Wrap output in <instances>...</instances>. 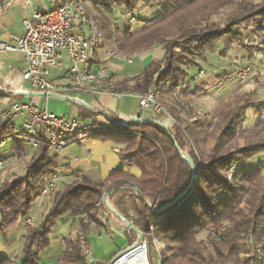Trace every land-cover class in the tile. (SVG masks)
<instances>
[{
  "label": "trees",
  "instance_id": "obj_1",
  "mask_svg": "<svg viewBox=\"0 0 264 264\" xmlns=\"http://www.w3.org/2000/svg\"><path fill=\"white\" fill-rule=\"evenodd\" d=\"M8 1L0 0V10ZM89 2L108 14L122 8L133 15L139 6L138 0ZM142 22L134 32L132 26L114 28L104 16L100 18L107 40L123 55L151 46L165 50L162 59L152 61L140 74L120 80L115 91H160L170 101L168 108L174 120L166 124L167 129L158 122L123 123L111 117L113 125L109 128L93 120L99 131L91 138L124 146L121 161L139 168L140 176L125 170L123 164L104 181L73 172L77 180L56 193L39 228L27 232L20 264H41L40 254L51 244V231L65 216L77 222L78 237L89 239L93 226L97 230L104 226L96 216L104 204L108 213L105 219L115 218L120 226L125 225L127 247L119 254L141 236L140 242L147 240L155 249L154 239L164 243L165 248L158 249L162 264H264V159L249 166L264 152V107L229 100L218 104L211 120H201L188 119L173 106L179 95L190 99L202 89L190 91L184 66L199 68L207 54L218 52L225 57L235 45L246 50L249 59L260 52L264 58V44L255 42L264 43V0H165L156 16ZM219 77L227 78L225 74ZM10 94L0 90V100ZM246 94L250 93L242 92L233 99ZM248 110L257 119L253 129L245 133L242 129ZM93 116V110L85 109L78 117ZM19 133L23 130H18L12 120L0 126V140ZM42 138L20 178L12 184L0 183V238L5 244L12 243L6 230L30 214L47 179L61 167L59 154L53 153ZM236 139L243 144L234 146ZM20 143L17 151L22 155L25 146ZM232 166L235 170L228 180L225 173ZM127 196L128 206L123 201ZM108 198L116 200L123 216L106 205ZM84 215L90 222H85ZM203 230L208 236L198 241L196 234ZM78 237L65 238L61 256L50 264H102L89 259ZM12 263L10 257H0V264Z\"/></svg>",
  "mask_w": 264,
  "mask_h": 264
},
{
  "label": "crops",
  "instance_id": "obj_2",
  "mask_svg": "<svg viewBox=\"0 0 264 264\" xmlns=\"http://www.w3.org/2000/svg\"><path fill=\"white\" fill-rule=\"evenodd\" d=\"M61 1L62 0H9L6 6L0 10V40H6L13 35L22 34L25 30L23 21L26 19H30L32 21V15L35 10H45L50 4L60 3ZM138 2L139 6L136 12L133 15H130L126 14L125 10L122 8H117L114 14H108L99 7H93L89 0H86L89 11H91L98 20L104 16L111 22L114 28L120 29H124L136 23L138 24V27L132 29L134 32H137L143 26L142 20L151 19L161 11L165 0H138ZM261 43L264 44L263 42ZM111 53H118V57L111 55ZM164 55L165 50L161 46H151L142 49L133 55L126 56L116 51L113 44L107 40L105 45L95 53L92 69L95 72L104 70L105 73L112 77V80H102L108 90L95 93L71 88L75 84L74 80L63 77L62 75L64 69L69 66V58L67 55H64L63 63L60 66L50 67L49 78L54 80L57 86L61 85L64 88V99L68 101V103L56 104V107L54 108L55 111L53 112L66 117H78L85 109H96L99 110V112H94L93 118L85 119L91 123L95 120L97 124L101 126H109L111 123L109 119L110 117L115 121L118 120L123 123L133 120V118L139 116L138 98L134 95H124L119 98L113 96L110 92L115 91V87L117 86L116 84L120 80L140 74L152 61L160 60ZM229 55L235 56L236 59H238V57H242L241 59L245 58L249 61L253 60L260 63L264 68L263 56L257 54L254 59H249L246 50L239 45H235L232 49H230L224 58H227ZM206 58V61L201 62L202 66L199 68L192 67L188 70V79L192 85H195V87L191 88L190 91L195 89L196 86L203 81L209 80L212 75H217L218 78L220 75H224L222 72L224 71L225 63L228 60H224L223 62L221 59L223 57H221L218 52L211 55L207 54ZM209 60L217 62V64L212 65ZM135 61L138 66L136 67V73L129 74L125 72L126 70L130 71L131 68L127 69L124 62L133 63ZM205 64L210 65L209 67L212 68L211 72L208 71V73L204 69L203 65ZM24 66L25 60L21 53L0 51V81L4 85L5 89L11 92L10 96L7 97L9 99L8 104L11 102H24V97L22 95L27 94L31 98V102L36 103L40 107L43 103H45L43 96L46 95L41 94L28 82L22 80L21 72ZM193 69H202L205 73L204 77L195 79L191 76ZM26 85H29L28 91L30 89L31 90L30 92L24 93V86ZM90 97L92 101H89L88 98ZM46 102H51V100H46ZM1 103L2 102L0 101V106ZM133 103H135V111L132 112L130 110V105ZM152 113V115L151 113H148L145 117H159L163 123L170 124L171 119L164 117L163 115L158 116L154 112ZM140 115L143 117V114ZM21 118V125L19 127L15 122V119L12 120L18 130H23V116H21ZM14 137H17L15 138V145H17V142H21L28 150L35 151V149L24 139L23 133L16 134L10 139L5 140L4 144L0 145V147L4 148V146H7L8 141L12 140ZM9 144H11V142ZM69 146L70 145L63 148L61 152ZM13 147L14 146L11 144V146L7 148L10 150L11 148L13 149ZM122 148L123 146L119 143L111 140H103L101 138H88L77 142V146L75 148L69 149L68 155L61 156V152L59 153V162L61 167L57 173L50 178H55L56 181L59 179L65 181L73 176V172L79 171L93 180L104 181L109 177L111 171L120 164H123L125 170L131 172L137 177L140 176L141 171L139 168L135 165H130L121 161L120 153ZM71 154L73 157L69 156ZM40 201L36 206V209L40 208L43 203V200L41 202ZM104 215L108 216L107 212ZM104 223L106 225L109 224L105 220ZM18 225L19 224L14 225L8 231H12L15 228L18 229ZM106 225H104L103 228H111L112 231L113 227ZM121 231L120 233H122V237L125 238V231Z\"/></svg>",
  "mask_w": 264,
  "mask_h": 264
},
{
  "label": "built area",
  "instance_id": "obj_3",
  "mask_svg": "<svg viewBox=\"0 0 264 264\" xmlns=\"http://www.w3.org/2000/svg\"><path fill=\"white\" fill-rule=\"evenodd\" d=\"M86 0H62L60 3H52L45 10H35L32 21H23L25 30L20 35H13L9 39L0 40V51L21 53L25 60V66L21 72L22 80L28 82L39 92H57V85L49 78L50 67L60 66L64 55L69 58V66L64 69L63 77L74 80L71 87L75 90L88 92L107 91L102 80H112V77L104 70L95 72L92 65L95 53L105 45V37L99 25L93 21L86 8ZM118 57V53H111ZM251 71V66L243 64L238 69V75L242 78ZM202 69L198 70L194 78L204 77ZM5 87L0 82V90ZM65 91V90H63ZM115 97L134 95L138 98L139 114L154 112L164 114L174 120L173 115L159 99V92L151 90L145 94H133L129 91L110 92ZM186 107L187 104L181 101ZM99 112V110H93ZM17 116H23L24 139L36 150L45 137L51 151L59 154L66 146L93 137L99 127L80 117H66L41 109L36 103L11 102L0 111V126ZM101 126V125H100ZM0 140L3 145L5 140ZM8 164V159H0V169ZM234 167L228 171L231 179ZM57 188L55 178L46 182L41 190L42 196H46ZM26 223L33 226L34 216H28ZM144 243V242H142ZM81 248L90 256L87 240L82 238ZM133 249V247L131 248ZM147 264L148 260L146 258Z\"/></svg>",
  "mask_w": 264,
  "mask_h": 264
},
{
  "label": "rangeland",
  "instance_id": "obj_4",
  "mask_svg": "<svg viewBox=\"0 0 264 264\" xmlns=\"http://www.w3.org/2000/svg\"><path fill=\"white\" fill-rule=\"evenodd\" d=\"M260 0H255L256 3H258ZM51 5V4H50ZM49 5V6H50ZM86 8L88 11V14L90 15L91 19L93 21H95L101 31L102 34L105 37V43L107 42V38L106 35L104 33V31L102 30L100 23L97 19V17L94 16V14L89 11L87 4ZM47 6V7H49ZM228 10V9H227ZM223 11L220 14V19H223L225 13L227 12ZM136 27H138V24H133L132 25V29H135ZM255 41V40H254ZM257 45H262L261 42H257L255 41ZM117 51V50H116ZM178 52V51H177ZM120 53V52H119ZM122 54V53H120ZM211 55V54H210ZM257 55V54H256ZM260 56H262V53L260 52L259 54ZM242 58V57H241ZM240 57H238V59H236L235 56H231L229 55L227 58H221L222 61L224 62V60H228L225 63L224 66V71L222 72V74H225L227 76L226 79H220V77L218 78L217 75L216 76H211V78L207 81H203L202 83L198 84L196 86L197 87H202L201 90L198 91V93L191 97L190 99H186L184 98L182 95L177 97V102L174 103V108L182 111L181 115L184 117H187L188 119H194V118H200L202 119H207V120H211V118H213L214 115V110L215 108L218 106V104H220L221 102H227V101H231L233 100V102H237V100H239L238 102L240 104H242L243 102H249L251 104H259L257 107L258 108H262L264 107V68L261 66L260 63H257L253 60H246L245 58L241 59ZM209 62L212 65H216L217 62H213L210 61ZM125 66L127 67V69H130V71H125L129 74H134L136 73V67L137 63L136 61L133 63H126L124 62ZM243 64L246 65H250L251 66V71L250 73L245 76L244 78L240 77L238 75V69L240 68V66H243ZM210 65H203L204 69L208 72L212 71V68L209 67ZM185 72H187L189 70L188 66H184L183 67ZM198 72V69H193L191 72V76H195V74ZM208 72V73H209ZM187 81L189 83L187 84L188 88H193L195 87V85H192L191 82L188 80ZM186 84H183L182 87H186ZM29 85L24 86L25 91L26 92H30V90L28 91ZM58 90L57 93L59 96H43V99L45 100L40 108L41 109H46L49 112L55 113L53 111L54 108L56 107L55 105L58 103H68V101H66L64 98V93L63 90L64 88L59 85L57 86ZM179 90V89H178ZM33 91V90H32ZM157 91V90H156ZM159 92V99L162 103H164L167 107V110L171 112V110L168 108V105H170V101L168 98H166V96ZM242 92H246V93H250V94H246L243 96H238L237 99H233V97L235 95L241 94ZM24 97L23 101L25 103H31V98L27 95L24 94L22 95ZM89 101L91 100V97L88 98ZM46 100H51V102H46ZM1 106H0V111L5 109L8 105V98H3L0 100ZM181 101L184 102L186 105V107L184 105L181 104ZM263 102V103H262ZM260 106V107H259ZM130 110L133 112L135 111V103L130 105ZM148 113H151V115L153 114L152 112H143V117L147 116ZM56 114V113H55ZM156 115H163L164 114H158L156 113ZM166 117V115L164 116ZM263 118H264V114H263ZM15 122L17 123L18 127L21 125L20 122L22 120L21 116H17L14 118ZM257 119V116L253 113L252 110H248L246 113V118L244 120L243 123V132L247 133L250 130L253 129L254 125H255V121ZM112 123L109 124V128L112 127ZM13 137V136H12ZM238 137V135H237ZM15 138L14 137L12 140L8 141V145L4 146V148L0 147L1 151H0V158H6L8 159V164L0 169V183L1 184H12V182L14 180H16L17 178H20V176L25 172L26 166H28L29 164L32 163L33 157L35 156V151L32 150H28L26 147L24 148L22 155H19L18 151H17V145H15ZM11 142V144L14 146L13 149L11 148L10 150H8L7 147H10L11 144H9ZM243 140L241 139H236L233 143L234 146H241L243 144ZM18 143V142H17ZM22 144V143H20ZM77 146L76 144H70V146L67 149H64L61 152V156L64 155H68L69 154V149H73ZM124 147V146H123ZM72 155V154H71ZM70 157H73V155ZM264 159V152H262L260 155L255 156L250 162H249V166H255L256 163H258L260 160ZM203 165H206L203 164ZM234 167V166H233ZM232 167H230L228 169V171L231 169ZM235 170V167L233 169V172ZM226 176H228V172L225 173ZM233 176V174H232ZM228 178V177H227ZM52 178H48V180H50ZM232 179V177H231ZM228 178V180H231ZM75 180H77L76 177H74V175L63 181V180H55L56 181V185L57 188L55 190H53L52 192L48 193L46 196H41L37 199V201L35 202V205L33 206L32 211L30 212V214L28 216H34L35 217V223L32 226H28L26 223L27 217L23 220H19L16 224L18 225V229L15 228L12 231H8L9 229H11L12 227H10L8 230H6V234L8 235V240H10L12 243L7 242V244H5V241L0 238V257L1 256H8L12 259V264H20V262L22 261L23 258V246H24V241H25V236L27 234V232L33 231L37 228H39L41 222L43 221V218L46 216V214L49 212V210L52 208L53 205V198L56 195V193L59 190L64 189L68 184L74 182ZM195 180V178H194ZM46 181V182H47ZM46 184V183H45ZM128 196L125 197L123 199V201L126 202L127 206L128 204ZM43 200V203L41 204L40 208L36 209V206L39 204V201ZM40 201V202H41ZM106 205L112 209L115 213L123 216V212L120 211L116 205V200L115 199H111L108 198L107 199V203ZM105 204L102 208L99 209L98 214L96 215L97 218L100 220V222L103 225H106L104 223V220L107 221L109 224L106 226H112L113 229L111 231V228H108V230H106L105 228H100L99 230H97L96 227H92L91 229V234L89 235V239H86L85 236L81 235L78 237L77 235V222H73V220L71 218H69L68 216L63 217L61 220H59L57 222V224L53 227L51 234H50V238H51V244L48 248H46L45 250H43L40 254L41 256V264H50L53 261H56L57 259H59V257L61 256V253L63 252V250L66 247V242H65V238H68L69 236L76 239L77 237L79 238V245L81 246V240L82 238L87 240V243L89 244L90 250L92 251V254L89 256V259L91 261H96V262H100L102 264H106L107 261L114 259V262L120 257L122 256L121 254H119L123 249H125L127 247V241L125 238L122 237V233H120V231H125V227L123 226H119L117 222V219H110L108 220L107 218L105 219V215L106 212L105 210ZM130 208V207H129ZM36 211V212H35ZM129 214L130 216H133V212L130 209L129 210ZM108 214V213H107ZM85 216V215H84ZM85 222L88 223L90 222L88 217L85 216ZM120 227V228H118ZM120 230V231H119ZM121 231V232H122ZM208 236V232L205 230L198 232L196 234V239L198 241L202 240V239H206ZM155 244H156V249L153 248L152 246H149L147 244V240L143 241L144 243V257L145 259L147 258L148 263L149 264H162L161 262V258H162V252L159 253L158 249L160 247H164V243L161 241H158L156 239H154ZM149 242V241H148ZM142 244V242L140 243ZM134 247V245H132L130 247V249ZM165 248V247H164ZM112 258V259H111ZM53 260V261H52Z\"/></svg>",
  "mask_w": 264,
  "mask_h": 264
},
{
  "label": "bare ground",
  "instance_id": "obj_5",
  "mask_svg": "<svg viewBox=\"0 0 264 264\" xmlns=\"http://www.w3.org/2000/svg\"><path fill=\"white\" fill-rule=\"evenodd\" d=\"M143 252L144 249L140 246L139 248L120 256L113 264H147Z\"/></svg>",
  "mask_w": 264,
  "mask_h": 264
},
{
  "label": "water",
  "instance_id": "obj_6",
  "mask_svg": "<svg viewBox=\"0 0 264 264\" xmlns=\"http://www.w3.org/2000/svg\"><path fill=\"white\" fill-rule=\"evenodd\" d=\"M41 94H44V95H53V96H59L57 93L55 92H40ZM133 122H158L162 127H164L165 129H167V125L165 123H163L162 121L160 120H157V119H154V118H150V117H142V116H138V117H135L133 118L132 120ZM192 178H194V168H192ZM130 224V223H129ZM141 240V236L139 237V239L137 240V242L134 244V247L133 249H128V250H125L121 255H124V254H127L131 251H133L134 249H137L139 248L140 246H142L144 248V244H140ZM114 263V259H112L109 264H113Z\"/></svg>",
  "mask_w": 264,
  "mask_h": 264
}]
</instances>
